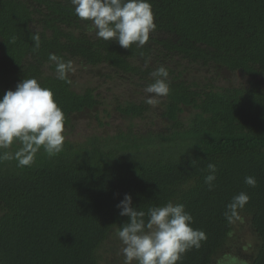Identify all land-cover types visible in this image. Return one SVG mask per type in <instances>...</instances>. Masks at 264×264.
Returning <instances> with one entry per match:
<instances>
[{"label": "trees", "instance_id": "1", "mask_svg": "<svg viewBox=\"0 0 264 264\" xmlns=\"http://www.w3.org/2000/svg\"><path fill=\"white\" fill-rule=\"evenodd\" d=\"M149 2L155 29L143 47L125 49L98 39L70 0H0V97L34 77L52 90L64 129L88 112L97 122L81 138L65 136L54 157L41 148L31 167L0 163V264H124L116 228L127 223L117 208L126 193L146 213L183 204L206 234L177 264H217L222 254L219 264H264V0ZM50 53L72 61L71 83L57 79ZM161 65L170 93L149 105L144 88ZM96 70L140 87L141 98L109 88L106 99L77 82ZM104 99L125 125L101 120ZM208 163L217 169L212 190ZM241 192L250 199L229 223L226 206Z\"/></svg>", "mask_w": 264, "mask_h": 264}, {"label": "clouds", "instance_id": "2", "mask_svg": "<svg viewBox=\"0 0 264 264\" xmlns=\"http://www.w3.org/2000/svg\"><path fill=\"white\" fill-rule=\"evenodd\" d=\"M74 14L91 22L98 39L115 40L122 48L133 44L143 47L155 29L152 7L149 0H70ZM34 51L39 49L40 37L32 36ZM49 61L55 65L56 77L71 83L69 73L74 71L72 61L50 53ZM153 82L144 91L149 94L145 103L157 104L159 97L170 93L168 69L161 65L150 73ZM65 115L54 101L52 90L41 86L36 78H23L15 90H6L0 97V163L15 160L17 167H31L41 148L49 157L63 150ZM18 143L14 152L7 151ZM205 184L209 190L216 180V165L207 164ZM245 183L256 186L252 176ZM247 193L241 192L232 198L224 213L233 223L240 217L238 210L249 201ZM132 198L124 194L117 204L119 215L126 216L127 223L116 228L121 242L124 264H177L182 255L191 248H199L206 234L192 227L193 217L183 204L171 201L151 206L145 211L132 207ZM147 216V220H145Z\"/></svg>", "mask_w": 264, "mask_h": 264}, {"label": "rangeland", "instance_id": "3", "mask_svg": "<svg viewBox=\"0 0 264 264\" xmlns=\"http://www.w3.org/2000/svg\"><path fill=\"white\" fill-rule=\"evenodd\" d=\"M97 70L95 72H93V74H90L88 78H85V75H82L81 77L79 76V80L77 82H81V84H86L89 82L97 85L98 90L101 92L102 96L104 95L106 97V99H112V95L110 97V89L111 88V92L113 93H118L116 91L123 89L124 91H128L129 93H126L125 95L128 96V99H134L137 100L139 98H141V95L139 93V91H143V89H141L140 87L137 88L136 92L134 93L135 87L133 86L132 88L130 87V85L127 86H121V85H117L118 83L117 81L112 80L111 78H105L99 74H97ZM196 73V72H194ZM202 73L204 74V71H202ZM197 76V75H195ZM234 75H227V73H225L223 76H221L219 79L220 81L224 84V83H231L232 80L234 79L233 77ZM229 77V78H228ZM78 78V76H77ZM124 84H127L126 82ZM131 89V92H130ZM140 89V90H139ZM123 90L121 92V98L123 94ZM125 91V92H126ZM104 104L101 105L100 108V112L99 115L101 116V120L104 122H107L109 124L110 127L115 128L116 126H121V125H125V123H127L128 121L125 119V117L120 114L119 112H117L116 109L113 108V106L110 103V100L108 103L105 102V99L103 100ZM107 101V100H106ZM107 109V110H104ZM184 114H189L188 111H185ZM75 127H73L72 129H64L67 131V133L65 134L66 137L69 138H81L83 137L85 134L91 132V130H97V122L95 121V119L93 118L92 113L88 112V113H84L81 114L79 116H77L75 122H74ZM160 125V124H159ZM69 128V126H67ZM108 127V126H107ZM108 129H110L108 127ZM65 133V131H64ZM224 254H222V256L220 257L219 261L217 264L221 263L224 260Z\"/></svg>", "mask_w": 264, "mask_h": 264}]
</instances>
